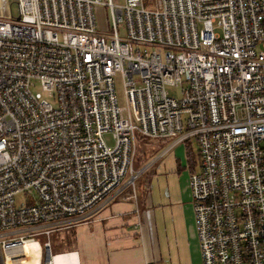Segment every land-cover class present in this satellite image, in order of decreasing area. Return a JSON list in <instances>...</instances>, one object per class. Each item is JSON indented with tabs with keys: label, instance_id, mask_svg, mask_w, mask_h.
<instances>
[{
	"label": "built area",
	"instance_id": "2783aa9c",
	"mask_svg": "<svg viewBox=\"0 0 264 264\" xmlns=\"http://www.w3.org/2000/svg\"><path fill=\"white\" fill-rule=\"evenodd\" d=\"M16 3L0 15V264L134 189L137 137L195 142L202 264H264V0H109L110 35L101 0Z\"/></svg>",
	"mask_w": 264,
	"mask_h": 264
},
{
	"label": "crops",
	"instance_id": "0c3cea01",
	"mask_svg": "<svg viewBox=\"0 0 264 264\" xmlns=\"http://www.w3.org/2000/svg\"><path fill=\"white\" fill-rule=\"evenodd\" d=\"M170 142L145 143L139 167L149 165L134 189L123 188L90 218L53 230L43 244L34 240L37 264H202L189 187L197 147L191 140L163 153Z\"/></svg>",
	"mask_w": 264,
	"mask_h": 264
},
{
	"label": "rangeland",
	"instance_id": "374dc122",
	"mask_svg": "<svg viewBox=\"0 0 264 264\" xmlns=\"http://www.w3.org/2000/svg\"><path fill=\"white\" fill-rule=\"evenodd\" d=\"M109 0H101V4H97L94 7L95 16H96V24H97V31L104 34V35H110L113 32V24L111 21V12L109 5L103 4L104 2H107ZM148 2V6L154 7L155 0H146ZM114 3L122 4L124 0H113ZM0 15H8L11 17H17L18 16V7L16 0H0ZM7 16V17H8ZM216 32H219L218 29L215 30ZM118 34L122 37L125 35V28L124 25L118 26ZM114 87H115V93L118 98V102L121 106L125 105L124 95H123V85L122 80L119 75L114 77ZM33 91L41 92L42 96L47 99L52 105H56V101L53 98L52 94H49V92H46L42 90L41 86L38 83H35V87L32 88ZM182 88L179 86H166V91L175 97H180L182 95L181 92ZM103 138L105 140V143L108 146H113L115 141L111 135L110 132H107L103 135ZM152 139L148 138H141L137 137V146H136V163L135 167H139L141 164V161H145V157L148 153L143 152V147L146 145L145 143H150ZM183 146V145H182ZM184 147V146H183ZM148 148V147H147ZM177 148L175 149V155L177 157H180ZM143 152V153H142ZM140 179V178H139ZM138 182V181H137ZM28 195V194H27ZM27 195H24L27 197ZM28 198V197H27ZM22 198H18V202H21ZM53 233H51L48 236H36L35 239L40 241L41 244H43V241L46 239H51ZM48 237V238H47Z\"/></svg>",
	"mask_w": 264,
	"mask_h": 264
},
{
	"label": "bare ground",
	"instance_id": "6f19581e",
	"mask_svg": "<svg viewBox=\"0 0 264 264\" xmlns=\"http://www.w3.org/2000/svg\"><path fill=\"white\" fill-rule=\"evenodd\" d=\"M39 257V245L35 241H28L25 244V253L21 261L24 264H37Z\"/></svg>",
	"mask_w": 264,
	"mask_h": 264
},
{
	"label": "trees",
	"instance_id": "16d2710c",
	"mask_svg": "<svg viewBox=\"0 0 264 264\" xmlns=\"http://www.w3.org/2000/svg\"><path fill=\"white\" fill-rule=\"evenodd\" d=\"M189 151H190V150H188V148H187V152H188V153H189Z\"/></svg>",
	"mask_w": 264,
	"mask_h": 264
}]
</instances>
